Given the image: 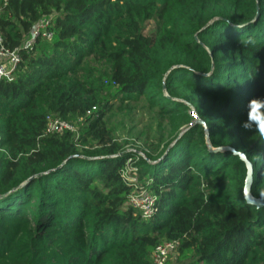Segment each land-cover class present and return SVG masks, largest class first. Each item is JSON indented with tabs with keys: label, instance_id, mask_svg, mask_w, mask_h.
<instances>
[{
	"label": "trees",
	"instance_id": "1",
	"mask_svg": "<svg viewBox=\"0 0 264 264\" xmlns=\"http://www.w3.org/2000/svg\"><path fill=\"white\" fill-rule=\"evenodd\" d=\"M47 15L53 38L0 81V264H153L175 240L178 264H264V205L245 197L247 164L210 150L178 101L195 107L213 147L248 156L264 201V139L241 127L248 101L264 98V0H9L6 45ZM144 98L169 117L156 156L124 150L105 120L114 100ZM49 114L82 118L79 135L45 133ZM134 158L137 184L156 196L150 219L128 204Z\"/></svg>",
	"mask_w": 264,
	"mask_h": 264
},
{
	"label": "rangeland",
	"instance_id": "2",
	"mask_svg": "<svg viewBox=\"0 0 264 264\" xmlns=\"http://www.w3.org/2000/svg\"><path fill=\"white\" fill-rule=\"evenodd\" d=\"M157 27V22L149 21L146 23L145 33L151 35L156 32ZM47 37L51 36L48 35L43 38L49 39ZM109 90L113 95L117 94V89L110 88ZM178 101L187 103L190 106L188 112L192 116L193 124H197L198 119L203 120L189 100L180 98ZM109 106L110 108L105 118L106 123L111 130L112 136L124 150H130L144 157L148 155L156 156L161 153L170 138L168 129L165 127L169 122V117L160 114L158 108L153 106L148 98L135 103L114 100ZM184 129L183 127L182 131ZM135 161H137L135 158L131 162L128 160L125 167L128 175L135 173L137 169L134 165ZM135 178L138 181L136 176ZM176 255L177 250H172L166 262L178 264Z\"/></svg>",
	"mask_w": 264,
	"mask_h": 264
},
{
	"label": "built area",
	"instance_id": "3",
	"mask_svg": "<svg viewBox=\"0 0 264 264\" xmlns=\"http://www.w3.org/2000/svg\"><path fill=\"white\" fill-rule=\"evenodd\" d=\"M9 0H0V16L4 8L8 5ZM53 16L47 15L42 17L36 24L31 33L23 40L22 44L15 48L10 49L6 43L3 33L0 29V81H14L16 72L23 60L24 53H31L35 50L37 45V39L39 37H47L52 39L54 33L50 31L52 27ZM96 107L88 112V115L95 112ZM194 114V113H193ZM69 121L62 119L55 114H49L46 118L45 133L62 135L66 132H71L74 135H79V121ZM124 171L125 179L129 182H133L134 186L130 194L128 204L141 213L142 218L150 219L155 212L156 196L148 191L145 187L140 186L135 178V175H128ZM179 241H165L157 246L153 255V264H165L166 259L172 250H177L179 247Z\"/></svg>",
	"mask_w": 264,
	"mask_h": 264
},
{
	"label": "clouds",
	"instance_id": "4",
	"mask_svg": "<svg viewBox=\"0 0 264 264\" xmlns=\"http://www.w3.org/2000/svg\"><path fill=\"white\" fill-rule=\"evenodd\" d=\"M244 45L252 43L251 40L243 41ZM247 119L242 123L241 127L245 130H255L259 136L264 139V98L253 97L247 105Z\"/></svg>",
	"mask_w": 264,
	"mask_h": 264
},
{
	"label": "water",
	"instance_id": "5",
	"mask_svg": "<svg viewBox=\"0 0 264 264\" xmlns=\"http://www.w3.org/2000/svg\"><path fill=\"white\" fill-rule=\"evenodd\" d=\"M197 123L202 124L207 132V142L209 145L210 150L212 151H232L236 154H238L241 159L247 164L248 167V175L246 178V185H245V197L248 201L251 203L257 204L259 206L264 205V201L261 199H257L253 196L252 194V185L254 183V166L249 160L248 156L245 153L242 152H237L234 148L229 147V146H222V147H213L210 143V136H209V128L203 120L198 119Z\"/></svg>",
	"mask_w": 264,
	"mask_h": 264
}]
</instances>
